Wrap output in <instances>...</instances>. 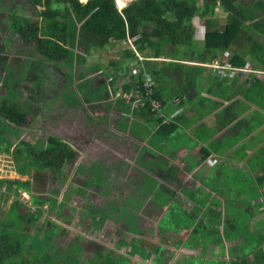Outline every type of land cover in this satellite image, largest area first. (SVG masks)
<instances>
[{"label":"trees","instance_id":"obj_1","mask_svg":"<svg viewBox=\"0 0 264 264\" xmlns=\"http://www.w3.org/2000/svg\"><path fill=\"white\" fill-rule=\"evenodd\" d=\"M198 2L134 0L120 10L116 0H88L86 3L80 0H0V33L5 45L12 54H26L30 67L19 78V72H15L11 63H1L5 75L2 76L0 70V154L12 157L13 170L20 176H27V179L0 177V188L6 187V191L14 194L5 218L0 220V264L130 262L109 250L104 256L95 254L90 260L81 262L80 235L74 237L67 247L60 245L55 223L47 219L49 213L62 215L68 210L74 214L77 209L72 204L81 197L82 218L85 221L89 219L93 233L101 231L110 215L120 207L113 200L95 205L87 198L86 193L97 186L91 183V177L96 173L94 168L100 165L88 156L86 162H80L76 174L88 176L94 169L92 176L87 177L89 183L82 182L81 187L69 184L72 189L67 186L69 189L63 192L69 179L66 168L75 165L79 151L57 135L37 134L35 141L21 138L22 126L30 113L29 99L41 106L37 105L40 114L49 111L58 101H63L65 106L79 108L83 123L93 127L105 126L114 113L110 112L106 117L99 113L93 117L84 106L86 99L87 103L96 105L95 109L105 106L104 109L110 111L118 103L119 106L126 103L125 95H131L127 103H133L135 92L146 101L160 103V108L144 104V110L153 117L159 116L162 101L175 98L215 101L204 93L218 98L224 96L227 101L243 96L236 101L254 102L264 111V101H253L258 95L264 99V78L256 73L264 72V16L247 29L244 23L247 12L243 8V5L251 4L264 14V0H205L204 10L197 5ZM220 3L227 11L225 22L219 25L218 20L207 21L209 30L203 43L198 44L194 39L193 19L198 15L213 17L215 6ZM114 44L119 47L112 48ZM145 51L149 55L142 60L138 54ZM161 56L169 61L158 64L151 59ZM216 61L218 63H214ZM225 62L239 69L235 77L227 74V78H220L221 66ZM249 65L254 71L240 83V77L245 73L242 70ZM206 69L209 71L204 74ZM34 74L39 80L32 82L31 87H25L27 93L24 95L19 85ZM147 75H151L156 84L150 88L152 94L146 97L149 89L142 85ZM124 78L128 84L122 93L115 94ZM40 80H46V83L39 84ZM235 109V102L228 106V121L231 120L230 113L235 119L239 118ZM263 111L255 110L252 118L237 122V126L244 128V137L264 125ZM233 137L236 143L239 142L237 134ZM13 139L17 141L12 150ZM236 152H239L240 161L248 156L245 144ZM254 163L264 167V146L245 162L246 170L235 171V177H241L248 184L238 190L254 193L253 197L258 198L256 207L263 208L264 170L261 177L251 180L252 173L256 171ZM252 181L258 184L249 185ZM103 182L107 186L108 178ZM217 189L227 200L222 204L224 211H228L226 218L214 216L212 211L198 217V212L193 211L180 218L175 216V220H171L172 215L168 214L160 225L166 228L170 220L175 222L176 226L169 228L173 236H184L181 245L185 249L199 251V256L188 255L180 264H264V218L250 223L252 218L245 214L246 207L243 211L241 205L230 202L231 190L227 193L220 187ZM23 192L30 196L29 205L22 198ZM62 192L64 196L60 199ZM46 205L48 208L44 209ZM206 221L211 224H205ZM221 224L224 230H221ZM83 227L88 228L87 224ZM239 239L241 243L233 246L231 259L227 260L226 244ZM125 240L126 236L122 235L115 246L130 245L129 255L139 254L144 259L150 256L147 251L135 244H127ZM163 249L165 246L154 248L157 258L152 264H166L162 260Z\"/></svg>","mask_w":264,"mask_h":264},{"label":"crops","instance_id":"obj_2","mask_svg":"<svg viewBox=\"0 0 264 264\" xmlns=\"http://www.w3.org/2000/svg\"><path fill=\"white\" fill-rule=\"evenodd\" d=\"M87 1L81 2L86 3ZM197 5L202 10L206 8L205 0H199ZM126 6H118V8L122 10ZM243 8L247 12L244 20L247 29L252 28L258 19L264 16V14H260L254 5L246 4L243 5ZM226 15L227 11L220 3L215 6L213 17L210 15L203 16V18L199 15L196 16L193 19L194 39L203 42L207 30H209L207 21L218 20V24L221 25L225 22ZM138 55L140 58L146 59L145 57H148L149 52L145 51ZM151 59L158 64L169 61L168 58L162 56ZM214 63H218V61ZM203 65L206 68L210 67ZM208 71L206 69L204 74ZM220 75V78L228 77L227 74L221 73ZM235 76L233 75L231 78ZM42 82L45 83L46 80ZM239 82H244V78L240 77ZM126 84H128V80L124 78L119 82L115 94L122 93V89ZM204 84L208 88L206 80H204ZM206 94L215 101H194V99L183 101L182 98L181 100L175 98L173 101H162L163 106L159 116L156 117L148 115L143 108L145 103H149L151 106L150 101H143V98L135 92L133 93V103L128 104L127 101L131 95H125L126 103L124 105L119 106L118 102L117 105L113 104V106H116L111 108L109 112L114 114L105 126L102 124L101 127L98 124L99 126H95L96 128L92 127L91 130L83 133L86 135L88 133L89 140L84 142L86 148L79 147L80 154L90 153L92 160L100 163L97 168H94L97 169L96 173L92 176L93 169L87 176H92L91 183L99 187L105 184L103 181L106 178L109 181L121 180L127 182L124 186L120 185L118 192L121 193V198L108 199L118 203L119 207L126 196L127 200L129 199L128 206L123 204L120 208H117L118 218L125 216L127 210L131 209L132 206L135 207L134 211L138 213L144 208L145 204L146 206L150 205L153 199H155V203L157 202V206L163 208V213L158 219L157 229L165 235L169 232V228L176 226V223L171 220H175L177 216L182 217L184 213L189 214L197 211L198 217H204L212 211L214 216L227 217L228 211L226 209L224 211L222 207V204L227 200L221 196V191L217 189L219 184L216 183V180H222L223 166L226 169H231L232 172L246 170L243 166L245 162L264 146V125L258 127L247 137L243 135L244 128L237 126L238 121L247 117L252 118L255 110H263L254 102L245 99L236 101L243 96L227 101L224 96L218 98L204 93V95ZM259 100L264 101L259 95L253 101ZM234 102L236 106L234 112L239 113V118L235 119L233 113H230L231 120L228 121L227 108ZM244 105L248 108L244 109ZM261 128L263 130H260ZM235 134L239 136V142L237 143L233 137ZM12 144V148H14L16 144L14 139ZM243 144L246 146L248 156L240 161L239 152L236 151ZM259 166L260 163H254L256 171L252 173L251 180L263 175L264 167ZM133 169H136V171H133ZM12 173L23 179L10 178L4 175L0 177L21 181L27 179V176H20L16 171H12ZM100 179L103 181L98 182ZM129 180H131L130 183H128ZM84 182H88V180ZM256 184L258 182L252 181L249 185L254 186ZM26 194L27 204L29 205L30 196L28 193ZM230 195V202L237 206L241 205L243 211L246 207L244 212L252 218L250 223H253V221L256 223L264 218L262 216L264 207H256L258 198L253 197L254 193H243V190L232 189ZM13 200V193L6 191V187L0 188V220L3 217L5 218L4 215H6L5 213L10 208ZM47 208V205L44 206V209ZM168 214L172 215V218L169 226L163 228L160 225ZM137 218L136 215L135 221ZM205 224L210 225L211 223L206 221ZM221 230H224L223 224H221ZM1 231L2 228L0 227ZM172 237L181 238L183 236H173L172 234ZM232 243H234L233 246L236 245V241Z\"/></svg>","mask_w":264,"mask_h":264},{"label":"rangeland","instance_id":"obj_3","mask_svg":"<svg viewBox=\"0 0 264 264\" xmlns=\"http://www.w3.org/2000/svg\"><path fill=\"white\" fill-rule=\"evenodd\" d=\"M132 1L134 0H116V4L120 7H123L125 5H128ZM197 43L200 44L203 42L197 41ZM118 47L119 45L114 44L112 48ZM111 50L114 52V49ZM3 61L12 64L10 66L16 69L15 72H19L17 74L19 78L20 76L23 77V73L29 69V58L26 57V54L24 55L23 53H21V55H19L10 53L5 45L2 36H0V70L2 76L5 75V70L1 66V63ZM78 68L79 66H76V69ZM251 71L253 70L251 67H249L246 71H244L245 73H242L241 77L245 79L246 77H248L247 74ZM257 75H261V77L264 78V72L262 71L260 73H257ZM38 80L39 78H37L34 74L32 75V77L26 78L19 85V87L24 91V95H26L27 93L25 87H31L32 82ZM38 83H42V85H44V82H42L41 80ZM24 95H22V97H24ZM86 101L84 106L85 108H88V110L90 111V115H92L93 117H97L99 113L101 117H106L110 114L109 111L104 109L105 106H100L95 109V104H89ZM29 102H31L30 104H28L30 113L27 116L26 124L22 126V139L26 141H35L36 139L34 138L37 134L43 136L57 135L63 140L68 141L72 145V147L77 150V152L79 151L80 146L83 149L86 148L84 142L86 140H89V136L88 133L87 135L83 133L87 130H91L93 125L83 123V117L79 108L65 106L63 101H58L52 105L49 111L46 110L40 114L38 113V106H41L39 104H37V106L36 101H32L29 99ZM104 105H106V102ZM100 108H102L101 111ZM94 128L96 127L94 126ZM260 130H263V128H261ZM14 143H16V139H14ZM87 156L88 159L92 158L90 153L85 155L81 154L79 156L78 152L75 165L73 167L66 168L67 176L69 179H67L68 184L63 188V192L64 190H66L67 186L72 189L69 184L75 185V187H81L83 186L81 185L82 182L88 179L85 174H76L78 165L80 164V162H86ZM12 161V157H10L9 155L3 153L0 154V176L4 175L10 178L13 177L23 179L18 175L12 173V171H14V164ZM130 167L132 168V165ZM225 169L226 167L223 166L222 180L215 179L216 183L219 184L217 186L221 187V189L230 191L232 189H240L242 187L245 188L248 185L245 181H243L241 177H235L236 173L232 172L231 169ZM133 171H136V169H133ZM108 182L109 183L107 184V186L101 185L99 187L92 188V190L86 193L87 198L94 201L95 205L104 204L108 199H117V197L121 198V193L118 192L120 189V185L124 186L127 182L121 180H116L115 182L108 180ZM130 182L131 180L128 181V183ZM68 189L69 188H67V190ZM21 195L22 198L25 199V201H28L26 198V193H21ZM60 199H63V194L60 195ZM128 200L126 196L122 205L124 204V206H128ZM156 203L155 199H153L150 205L146 206L145 204L144 208L138 213L134 211L135 207L132 206L131 209L129 208L127 210L126 215L119 220L118 211H115L106 221L104 228L101 231L95 230L93 233H91L93 231V227L89 222V219L85 221L82 218L81 207L83 206V203H81L80 197L79 201L76 200L75 203L72 204L77 209L74 214L68 210H66V212L62 215L58 213H56V215L54 213H49L47 219L55 223V226L57 228L55 229V232L59 234V243L63 247H67V245L71 243V240L74 237H78L79 235L82 236L79 238L82 245V251L79 255L81 257V262L90 260V258L95 254L104 256L108 253L109 250L117 253L118 255H122L124 258H127L130 261L129 264H131L132 261L134 263L137 262L143 264H152L153 261L157 258L156 252L154 251V248L157 245L165 246V249H163L162 251V260L165 261L166 264H180V262L184 261L188 257V255L199 256V251H194L193 249L188 250L185 249L183 245H181V242L184 240V236L181 238L172 237V233H170V231L167 233V235H165L164 233H161L159 229H157L158 219L163 213V208L157 206ZM136 215L138 216V218L135 221ZM262 216H264V212L262 213ZM85 224H87L88 228L83 227ZM122 235L126 236L125 242L127 244H135L139 246V249L147 251L148 253H150V256H148L147 259H144L139 254L129 255L128 253L130 251V245H123L120 248L115 246ZM241 239L236 240V245L241 243ZM232 244L234 243L226 244V247L228 248L226 251L227 260L231 259L229 258V256L232 253ZM208 256H210V253L208 254Z\"/></svg>","mask_w":264,"mask_h":264},{"label":"built area","instance_id":"obj_4","mask_svg":"<svg viewBox=\"0 0 264 264\" xmlns=\"http://www.w3.org/2000/svg\"><path fill=\"white\" fill-rule=\"evenodd\" d=\"M216 66H219V64H216ZM221 67H222L221 70L223 71L222 74H228L230 76H233L235 74V72H237L239 70L238 68L233 67V65L228 63V62H225V64ZM247 69H248V67L245 70H242V72L246 71ZM153 85H154V83H153L151 77L149 75H147L146 80L143 84V87L145 89H147V88L149 89V90H147V92L145 94L146 97H147V95L152 94L150 88L153 87ZM150 102H151L152 107L160 108V106H161L160 103L156 100H150Z\"/></svg>","mask_w":264,"mask_h":264},{"label":"clouds","instance_id":"obj_5","mask_svg":"<svg viewBox=\"0 0 264 264\" xmlns=\"http://www.w3.org/2000/svg\"><path fill=\"white\" fill-rule=\"evenodd\" d=\"M249 67H251V66L249 65V66H248V68H249ZM251 68H252V67H251ZM252 70L254 71V69H253V68H252ZM253 71H251V72H253ZM256 73H260V72H257V71H256ZM149 76L151 77V75H149ZM151 79H152V78H151ZM152 81H153V80H152ZM153 83H154V81H153ZM143 84H144V83H143ZM155 84H156V82L154 83V85H155ZM142 100H143V101H146V99H145V98H144V99H142Z\"/></svg>","mask_w":264,"mask_h":264},{"label":"bare ground","instance_id":"obj_6","mask_svg":"<svg viewBox=\"0 0 264 264\" xmlns=\"http://www.w3.org/2000/svg\"><path fill=\"white\" fill-rule=\"evenodd\" d=\"M81 1H85V0H81Z\"/></svg>","mask_w":264,"mask_h":264}]
</instances>
